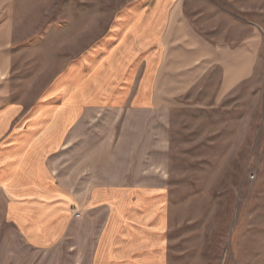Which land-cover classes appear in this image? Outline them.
Masks as SVG:
<instances>
[{
    "label": "crops",
    "instance_id": "crops-1",
    "mask_svg": "<svg viewBox=\"0 0 264 264\" xmlns=\"http://www.w3.org/2000/svg\"><path fill=\"white\" fill-rule=\"evenodd\" d=\"M127 1L75 12L65 32L102 40L33 104L0 101L1 222L31 251L68 245L90 264H170L173 108L215 72L226 96L255 71L257 34L212 42L188 0Z\"/></svg>",
    "mask_w": 264,
    "mask_h": 264
},
{
    "label": "rangeland",
    "instance_id": "rangeland-1",
    "mask_svg": "<svg viewBox=\"0 0 264 264\" xmlns=\"http://www.w3.org/2000/svg\"><path fill=\"white\" fill-rule=\"evenodd\" d=\"M127 3L0 0V101L33 104L102 40L101 33L65 32L75 12L107 13ZM187 12L212 42L237 45L257 34L260 54L253 75L226 96L215 72L173 108L169 261L264 264V0H188ZM14 232L0 211V264H90L68 245L31 251Z\"/></svg>",
    "mask_w": 264,
    "mask_h": 264
}]
</instances>
